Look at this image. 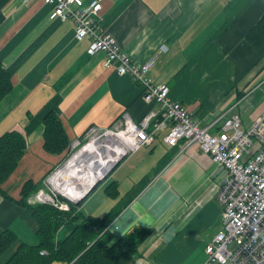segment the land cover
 Returning a JSON list of instances; mask_svg holds the SVG:
<instances>
[{"label":"crops","instance_id":"obj_1","mask_svg":"<svg viewBox=\"0 0 264 264\" xmlns=\"http://www.w3.org/2000/svg\"><path fill=\"white\" fill-rule=\"evenodd\" d=\"M51 11L44 0H0V64L13 84L0 103V136L17 131L26 141L23 158L0 189V235L10 229L17 236L0 264L20 243L39 242L32 210L19 203L26 182L40 184L91 128L110 127L125 114L139 122L158 108L145 102L140 83L105 67L104 52L88 54L90 40H78L74 23L52 20ZM263 13L264 0H102L99 16L136 65L168 47L149 77L168 85L171 100L215 134L233 114L249 129L264 112V46L255 48L246 38ZM197 81H210L211 92H200ZM51 110L70 139L60 155L44 148L43 118ZM168 132L161 130L152 144L126 157L79 211L107 220L112 242L149 229L138 264H204L205 248L222 227L217 194L228 173L196 145L184 149L182 140L169 146ZM69 230L62 228L59 238Z\"/></svg>","mask_w":264,"mask_h":264},{"label":"built area","instance_id":"obj_2","mask_svg":"<svg viewBox=\"0 0 264 264\" xmlns=\"http://www.w3.org/2000/svg\"><path fill=\"white\" fill-rule=\"evenodd\" d=\"M34 1L23 0V4ZM44 2L52 7V20H71L76 38L90 40L88 54L104 52L105 67L140 83L145 102L158 108L151 109L139 122L125 114L111 127H93L83 138L73 140L67 160L45 178L44 187L29 197L28 203L51 204L68 211L70 204L65 197L69 196L63 193L65 186L60 178L71 159L85 155L79 164L83 168L89 157L112 162L107 171L100 172L102 178L118 161L152 144L156 135L168 127L165 141L169 146H176L182 140L184 149L196 145L228 173L225 185L217 194L223 209L222 227L205 248L204 264H264V112L249 129L243 127L238 114H233L225 119L221 131L213 134L210 127H200L185 105L171 100L168 85L155 84L149 77L159 55L168 51L166 45L145 63L136 65L101 25L102 0H92L89 4L83 0Z\"/></svg>","mask_w":264,"mask_h":264},{"label":"trees","instance_id":"obj_3","mask_svg":"<svg viewBox=\"0 0 264 264\" xmlns=\"http://www.w3.org/2000/svg\"><path fill=\"white\" fill-rule=\"evenodd\" d=\"M247 41L255 48L264 46V13L247 33ZM12 73L0 64V103L12 89ZM43 138L45 150L54 155L63 154L70 145L59 115L49 111L43 118ZM26 150V141L17 131L6 132L0 136V189L18 167ZM109 184L106 190H111ZM43 183H25L20 204L32 210L39 228L38 244L20 243L6 264H138L136 257L139 247L151 234L149 229H136L132 233L112 242L113 236L108 230V221L85 215L79 206L71 204L68 211L58 209L51 204L28 205L27 199L36 193ZM118 191V188L115 189ZM111 192V191H110ZM112 194V193H111ZM118 192L113 195H117ZM70 226L68 234L59 238L60 230ZM17 243V236L12 230H5L0 235V257Z\"/></svg>","mask_w":264,"mask_h":264},{"label":"bare ground","instance_id":"obj_4","mask_svg":"<svg viewBox=\"0 0 264 264\" xmlns=\"http://www.w3.org/2000/svg\"><path fill=\"white\" fill-rule=\"evenodd\" d=\"M84 156L85 155L71 159L65 169V174L60 178V183L65 186V191H63V193L67 194L70 198L84 196L92 182L95 179L101 178L100 172L107 171L109 166L113 164L112 162H99L89 157L88 164L83 168L80 167L79 164ZM75 187H80V190H75Z\"/></svg>","mask_w":264,"mask_h":264},{"label":"water","instance_id":"obj_5","mask_svg":"<svg viewBox=\"0 0 264 264\" xmlns=\"http://www.w3.org/2000/svg\"><path fill=\"white\" fill-rule=\"evenodd\" d=\"M122 162H123V159L118 161L113 166L111 171L107 173L106 176H104L103 178L95 179L90 185L89 189H87V191L85 192L84 196L78 197V198L77 197L76 198L65 197L66 200L73 205L79 206L97 187H99L101 183H103L109 177V175L114 171V169L117 168Z\"/></svg>","mask_w":264,"mask_h":264},{"label":"rangeland","instance_id":"obj_6","mask_svg":"<svg viewBox=\"0 0 264 264\" xmlns=\"http://www.w3.org/2000/svg\"><path fill=\"white\" fill-rule=\"evenodd\" d=\"M227 83H224V85H226ZM196 85H197V88L200 89V92H202V90L204 89V87H208V93L211 92L212 90V85H211V82L210 81H207V82H204V81H197L196 82ZM68 156L66 157V160H67Z\"/></svg>","mask_w":264,"mask_h":264}]
</instances>
